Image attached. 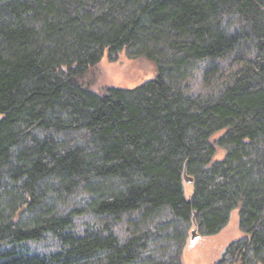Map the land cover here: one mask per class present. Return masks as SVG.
I'll return each mask as SVG.
<instances>
[{
	"label": "trees",
	"instance_id": "trees-1",
	"mask_svg": "<svg viewBox=\"0 0 264 264\" xmlns=\"http://www.w3.org/2000/svg\"><path fill=\"white\" fill-rule=\"evenodd\" d=\"M123 51L157 76L90 92ZM235 208L264 264V0H0V264H184Z\"/></svg>",
	"mask_w": 264,
	"mask_h": 264
},
{
	"label": "rangeland",
	"instance_id": "rangeland-1",
	"mask_svg": "<svg viewBox=\"0 0 264 264\" xmlns=\"http://www.w3.org/2000/svg\"><path fill=\"white\" fill-rule=\"evenodd\" d=\"M197 74V81L192 83L193 92L202 91L198 81L200 74L199 72ZM156 76L157 68L154 62L145 57H132L123 51L114 58L104 55L97 65L88 70L83 82L90 92L104 95L109 89L136 88ZM192 187V183L183 181L186 198L191 196ZM244 237L239 226V209L235 208L230 214L227 225L215 236H204L198 230H190L182 250V262L184 264H219L227 247Z\"/></svg>",
	"mask_w": 264,
	"mask_h": 264
},
{
	"label": "water",
	"instance_id": "water-1",
	"mask_svg": "<svg viewBox=\"0 0 264 264\" xmlns=\"http://www.w3.org/2000/svg\"><path fill=\"white\" fill-rule=\"evenodd\" d=\"M183 181L188 182V183H192L193 182V178H191V177H189L187 175H184Z\"/></svg>",
	"mask_w": 264,
	"mask_h": 264
}]
</instances>
